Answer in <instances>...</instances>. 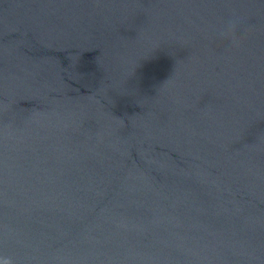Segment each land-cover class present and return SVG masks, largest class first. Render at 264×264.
Segmentation results:
<instances>
[{
    "label": "water",
    "instance_id": "1",
    "mask_svg": "<svg viewBox=\"0 0 264 264\" xmlns=\"http://www.w3.org/2000/svg\"><path fill=\"white\" fill-rule=\"evenodd\" d=\"M0 264H264V0H0Z\"/></svg>",
    "mask_w": 264,
    "mask_h": 264
}]
</instances>
